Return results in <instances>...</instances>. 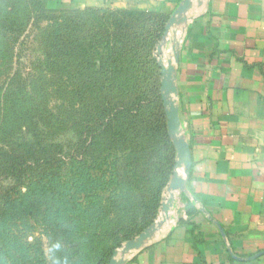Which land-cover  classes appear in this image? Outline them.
Returning <instances> with one entry per match:
<instances>
[{
	"label": "rangeland",
	"instance_id": "rangeland-1",
	"mask_svg": "<svg viewBox=\"0 0 264 264\" xmlns=\"http://www.w3.org/2000/svg\"><path fill=\"white\" fill-rule=\"evenodd\" d=\"M78 3L0 0V264H126L185 212L171 25Z\"/></svg>",
	"mask_w": 264,
	"mask_h": 264
},
{
	"label": "crops",
	"instance_id": "crops-1",
	"mask_svg": "<svg viewBox=\"0 0 264 264\" xmlns=\"http://www.w3.org/2000/svg\"><path fill=\"white\" fill-rule=\"evenodd\" d=\"M76 1L172 28L162 46L186 148L185 212L126 264H264V0Z\"/></svg>",
	"mask_w": 264,
	"mask_h": 264
},
{
	"label": "water",
	"instance_id": "water-1",
	"mask_svg": "<svg viewBox=\"0 0 264 264\" xmlns=\"http://www.w3.org/2000/svg\"><path fill=\"white\" fill-rule=\"evenodd\" d=\"M162 75H163V82H162V87L165 89V91L168 93V91H170L171 94L174 93V88L172 87L171 85V68L170 67H167L166 69H162ZM171 120H172V132L176 135L178 134V120H177V112H176V109L174 108L173 106V103H172V107H171ZM177 145H178V141L180 140H177ZM180 146H181V153L179 152V158L177 160V164H176V167H175V171H174V176L172 178V187L175 188V187H178L180 181L182 180V178L184 179V177H187V165H186V157H185V151H186V148L183 144H181V141H180ZM178 169H182L185 173V175L183 177H176V171ZM110 264H116V261H112Z\"/></svg>",
	"mask_w": 264,
	"mask_h": 264
},
{
	"label": "trees",
	"instance_id": "trees-1",
	"mask_svg": "<svg viewBox=\"0 0 264 264\" xmlns=\"http://www.w3.org/2000/svg\"><path fill=\"white\" fill-rule=\"evenodd\" d=\"M162 18V17H161ZM163 20H164V18H162ZM17 157L16 156H10V163L11 164H9V162H8V158L6 159V161H5V164H4V167H6V168H9V167H11L13 164L12 163H14L15 162V159H16ZM19 161V160H18ZM22 161V160H21ZM14 166H12V168H13Z\"/></svg>",
	"mask_w": 264,
	"mask_h": 264
},
{
	"label": "bare ground",
	"instance_id": "bare-ground-1",
	"mask_svg": "<svg viewBox=\"0 0 264 264\" xmlns=\"http://www.w3.org/2000/svg\"><path fill=\"white\" fill-rule=\"evenodd\" d=\"M177 172L181 175H185V173H184V171L182 170V169H178L177 171H176V177H178V174H177ZM181 175V176H182Z\"/></svg>",
	"mask_w": 264,
	"mask_h": 264
}]
</instances>
